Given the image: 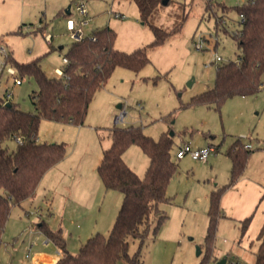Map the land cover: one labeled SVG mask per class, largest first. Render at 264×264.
Segmentation results:
<instances>
[{
    "label": "rangeland",
    "instance_id": "374dc122",
    "mask_svg": "<svg viewBox=\"0 0 264 264\" xmlns=\"http://www.w3.org/2000/svg\"><path fill=\"white\" fill-rule=\"evenodd\" d=\"M75 1L0 0V63L5 62L6 52L22 62L38 58L47 75L56 76V68L65 66L62 57L73 42L64 12ZM85 1L92 16V22L85 26L87 35L110 26L117 32V48L130 52L148 46L150 61L138 71L116 66L96 92L83 124L41 121L40 140L64 143L67 155L44 174L33 196L12 207L2 237L0 264H34L38 253H51L52 246L46 245L39 225L43 222L66 231L72 253L97 232L109 235L123 193L113 189L107 197L100 193L95 199L91 188L95 178L101 179L98 165L112 142L110 128L115 115L120 117L116 126H139L155 139L163 132L174 133L172 156L178 170L168 186L171 202L162 205L168 218L143 242V263L213 264L215 257H227V264H254L264 225V85L257 92L231 96L219 107L214 103L190 104L193 96L214 86L217 65L236 60L241 53L234 36L242 29L235 6L245 0H169L155 9L148 21L141 19L132 0ZM110 8L126 13L127 18L110 17ZM71 16L77 17L75 7ZM151 24L176 30L163 44L150 46L154 39ZM44 33L54 36L52 45ZM61 45L64 48L60 49ZM217 56L222 59L218 61ZM7 67L0 73V97L6 98L10 91V99L21 109L35 110L32 96L38 89L36 78L26 75L17 84ZM262 79L264 82V73ZM239 141L253 149L243 173L223 192L225 216L219 220L210 254L205 239L209 196L213 188L230 182L228 151ZM185 144L192 149L212 145L215 150L206 160L195 159L190 153L177 157ZM4 145L14 149L17 142L12 138ZM124 159L144 176L149 157L139 145L129 146ZM65 184L73 187L72 197L64 191ZM64 196L71 200L68 206ZM248 216L252 219L243 232L242 220ZM129 242L130 254L139 250L138 239L129 237ZM29 249L31 256L27 257ZM52 253L58 256L56 250Z\"/></svg>",
    "mask_w": 264,
    "mask_h": 264
},
{
    "label": "trees",
    "instance_id": "16d2710c",
    "mask_svg": "<svg viewBox=\"0 0 264 264\" xmlns=\"http://www.w3.org/2000/svg\"><path fill=\"white\" fill-rule=\"evenodd\" d=\"M136 2L140 17L148 21L163 0H132ZM241 16L242 29L234 33L241 53L236 60L222 61L217 65L214 86L192 97L190 104L214 103L221 106L236 94H250L260 90L264 73V0H245L235 6ZM154 39L149 44H163L171 32L151 24ZM117 32L110 26L102 27L83 40L70 44L65 56L64 74L49 76L40 60H17L6 52L5 64L15 67L18 75L34 76L38 89L32 96L35 110H23L11 99L0 97V249L7 221L15 204L33 196L44 174L67 155L64 143L42 142L38 131L43 119L71 121L83 124L89 106L96 94L111 77L116 66L138 71L150 61L148 46L127 52L115 46ZM112 142L104 149L98 173L107 189L123 193V202L109 235L102 232L89 237L77 253L66 249L61 229H52L43 222L44 233L65 254L54 264H144L141 246L148 235L156 234L168 215L162 205L171 202L168 186L178 170L173 159V134L163 132L159 139L144 132L142 127L116 126L110 128ZM22 138L14 149L4 145L8 139ZM139 145L149 157L144 176L139 175L124 159L129 146ZM252 147L240 141L231 146L228 155L232 160L230 182L211 191L208 210L206 242L213 253L212 243L219 220L225 216L222 196L243 173ZM156 219L154 220L153 218ZM252 216L242 220L246 232ZM129 237L140 241V248L129 253ZM261 243L254 264H264V225L259 233ZM219 258L215 257L214 262ZM236 264H245L236 261Z\"/></svg>",
    "mask_w": 264,
    "mask_h": 264
},
{
    "label": "built area",
    "instance_id": "2783aa9c",
    "mask_svg": "<svg viewBox=\"0 0 264 264\" xmlns=\"http://www.w3.org/2000/svg\"><path fill=\"white\" fill-rule=\"evenodd\" d=\"M75 10L77 13V17L75 18H70L68 20V30L70 32V37L74 41H80L83 40L85 37L89 36L85 32V26L90 24L92 21V16L89 14V10L87 7V2L85 0H76L75 1ZM109 16L114 17V18H127V14L116 10L114 8H110L108 10ZM91 35V34H90ZM44 37L48 42H52L53 35L51 33H44ZM198 48H203L202 44H197ZM2 50L6 51L5 48H2ZM221 56H217V60H221ZM63 63L66 65L69 63V59L67 56H63ZM7 67L5 62L0 63V73L3 72L4 68ZM7 71L13 75L14 80L17 84L22 83L21 77L18 75L17 70L13 66H8ZM56 74L57 76H61L64 74V69L63 68H57L56 69ZM12 96V92L9 91L8 95H6L7 99H10ZM17 142L21 143L22 138L19 136L16 139ZM246 147L251 148L252 145L249 143H246ZM215 148L212 145L206 146V147H201L198 149H192V147L189 144H185L180 146V149L177 152V157L181 158L183 157L186 153H190L193 158L195 159H201V160H206L208 159L209 155L211 154L212 151H214ZM58 255L63 256L64 253L61 249H58ZM232 264H236L235 262Z\"/></svg>",
    "mask_w": 264,
    "mask_h": 264
},
{
    "label": "crops",
    "instance_id": "0c3cea01",
    "mask_svg": "<svg viewBox=\"0 0 264 264\" xmlns=\"http://www.w3.org/2000/svg\"><path fill=\"white\" fill-rule=\"evenodd\" d=\"M73 7H75V4L73 3ZM73 7H72V5L70 4L67 8H66V10H65V12H64V15H65V17H66V19H67V22H68V20L70 19V18H73L71 15H72V13H73ZM68 10H70V13H67V11ZM120 11V10H119ZM92 22V21H91ZM46 40V39H45ZM53 40H54V36H53V39H52V42H48L47 40V43L48 44H50V45H52L53 44ZM62 48H64V46L63 45H61L60 46V49H62ZM65 56V55H64ZM62 62H63V57H62ZM57 68H59V67H57ZM56 68V69H57ZM57 76V75H56ZM122 115H125V112H123L122 113ZM119 121H120V117L118 116V115H115L114 116V118H113V123H114V125H117L118 123H119ZM40 139V138H39ZM66 158V157H65ZM64 158V159H65ZM63 159V160H64ZM63 160H61L60 162H62ZM59 162V163H60ZM59 163H57L56 165H58ZM56 165H54V166H56ZM80 186V185H79ZM78 186V187H79ZM77 187V188H78ZM72 186H70V185H68V184H65V186L63 187V189H64V191H69L70 193H69V195H70V197H72L73 196V193H72ZM216 189V188H215ZM233 189V187L232 188H230V190H232ZM109 190H113V189H107L106 187H105V185H104V183H103V181H101V179H94L93 180V183H92V188H91V191H92V193L94 194V197L93 198H95V199H98V196L100 195V193L101 194H103L104 193V197H107L110 193V191ZM212 190H214V188L212 189ZM211 190V191H212ZM79 191H81V188L79 189ZM64 198L66 199V203H65V205L66 206H68L69 204H71V200H69V198H67V196H64ZM68 199V200H67ZM71 199V198H70ZM39 225H41V223L39 224ZM61 231H62V229H61ZM103 233V232H102ZM62 234H63V236H64V238H65V243H66V249L70 252V250L68 249V246H67V237H66V231L64 232H62ZM94 235V234H93ZM45 236H46V238H47V240L45 241V243H46V245L47 246H52V247H50L51 248V253H49V254H45V253H43V252H40V253H38L37 254V257H36V262L34 263V264H54L61 256L60 255H55V253H52L54 250H56L57 252H58V249H61L62 251H63V253L65 254V249H63L60 245H57L52 239H50L46 234H45ZM89 237H91V236H89ZM88 237V238H89ZM34 245V244H33ZM49 248V247H48ZM72 253V252H71ZM26 256L27 257H30L31 256V253H30V249H29V252L28 253H26ZM4 263H9V262H4ZM4 263H2V264H4Z\"/></svg>",
    "mask_w": 264,
    "mask_h": 264
},
{
    "label": "water",
    "instance_id": "95a60500",
    "mask_svg": "<svg viewBox=\"0 0 264 264\" xmlns=\"http://www.w3.org/2000/svg\"><path fill=\"white\" fill-rule=\"evenodd\" d=\"M169 2V0H163L162 3L163 4H167ZM67 13H70V10L67 11ZM119 107L121 108L122 107V104L119 105ZM171 134H174L173 132ZM201 253V249L199 248L198 250V254ZM227 257H223L221 259H219L218 261L214 262L213 264H227Z\"/></svg>",
    "mask_w": 264,
    "mask_h": 264
}]
</instances>
